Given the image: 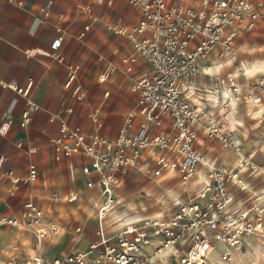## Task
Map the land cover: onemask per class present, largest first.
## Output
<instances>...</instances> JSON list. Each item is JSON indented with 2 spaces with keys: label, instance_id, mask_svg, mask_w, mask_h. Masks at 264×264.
Masks as SVG:
<instances>
[{
  "label": "built area",
  "instance_id": "2783aa9c",
  "mask_svg": "<svg viewBox=\"0 0 264 264\" xmlns=\"http://www.w3.org/2000/svg\"><path fill=\"white\" fill-rule=\"evenodd\" d=\"M116 1L93 0V3L112 8ZM121 1L129 6L135 21L128 22L115 15L108 20L107 27L123 37L133 50L131 55L121 58L123 70L131 71L138 58L150 67V72L141 75L131 87L137 94L136 107L123 116L118 133L112 138L100 132L102 122L96 111L88 115L95 125V130L89 134L57 115H48L49 122H58V132L49 140L53 159L61 161L74 155L87 159L80 167L86 177L85 187L97 191L101 201L93 230L95 239L85 250L45 258L46 239L63 226L48 220L45 209L27 200L18 214H1L0 226L29 231L35 252L24 258L12 255L1 264H203L217 246L221 247V260L229 262L234 249L245 237L264 240V185L253 188L247 181L258 171V164L253 161L252 153L243 152L240 142H233L231 129L224 128L205 107L190 101L182 89L188 79L199 74L200 59L216 50L219 57L236 54L235 40L264 21V2ZM17 4L22 2L17 1ZM50 4L40 11L47 15ZM77 8L92 15L91 4L81 2ZM101 18L93 16L91 22ZM88 28L89 25H85L79 37ZM61 41V36L53 39L50 51L59 62H65L60 52ZM97 59L101 61L102 57ZM117 70L116 65L108 63L98 81L107 82ZM78 71L79 65L68 63L63 86L71 89L72 98L82 99L89 87L79 81ZM227 81L232 83L229 77ZM0 84L26 96L31 81L26 87L2 80ZM256 84H264V77ZM37 108L28 102L21 112V126L27 124L30 112ZM206 139H214L221 148L231 149L237 156L236 165L220 167L215 157L202 152L200 147ZM133 169L147 179L176 175L184 184L194 181L196 188L187 190L184 200L170 197L173 208L164 215L125 222L109 230L110 214L106 208L117 204L115 188L121 185L122 176ZM5 174L16 189L20 184L36 181L39 172L31 163L23 177L11 171ZM233 187L243 191L246 197L235 196ZM50 198L57 199L56 193H51ZM64 200L73 204L80 196L72 193ZM67 226L76 234L83 232V226L75 222ZM169 249L172 250L170 255L160 259Z\"/></svg>",
  "mask_w": 264,
  "mask_h": 264
},
{
  "label": "crops",
  "instance_id": "0c3cea01",
  "mask_svg": "<svg viewBox=\"0 0 264 264\" xmlns=\"http://www.w3.org/2000/svg\"><path fill=\"white\" fill-rule=\"evenodd\" d=\"M17 1H21L22 4H17ZM81 2L91 4V16L78 10L77 4ZM49 3H51L49 11L45 15L40 9ZM115 15L122 16L128 22H134L136 18L131 14L129 6L121 0H117L112 8L99 6L93 3V0H0V80L14 83L19 87H26L31 81L26 96L0 84V215L18 214L27 200H33L45 209L48 220L63 226L61 229L67 233V237L61 234L52 237L58 234V231L46 239L44 256L47 259L72 250H85L95 239L93 230L96 224L95 215L88 210L84 212L81 208L83 196L89 195L86 191H93L85 187L86 177L80 171L81 165L87 159L77 155L63 158L61 161L53 159L49 140L57 134L58 122H49L48 115H57L71 126H77L89 134L95 130V125L88 115L96 111L102 122L100 132L112 138L118 133L123 116L136 107L137 94L131 90L133 83L141 75L150 72L148 63L142 58L137 59L131 71L124 72L121 58L131 55L133 50L123 37L113 34L108 29L107 22ZM93 16L102 18L91 22ZM263 24L264 21L255 30L243 33L233 45L235 52L251 46L252 60H239L234 66L231 65V61L218 63L217 50L214 51L199 60V74L184 83L182 89L185 96L200 107L208 110L211 107L210 109L215 111L223 102L219 91L209 89L208 80L216 78L219 73H230L233 75L229 76L232 80L241 73L249 74L250 77L260 72L264 73V68L261 67L251 73L245 72L241 67V63L252 64L255 67L259 64L264 65ZM85 25H89V28L82 37H79ZM58 36L62 37L60 52L65 62H59L50 51L51 42ZM98 56L102 57L101 61L97 59ZM68 63L79 65L78 79L84 87H89L88 93H83L82 99L72 98L71 89L63 86L67 79ZM108 63L116 65L118 70L107 82L100 83L98 76ZM221 65L224 67L220 68L217 74H207L209 70L219 68ZM231 92L234 95L232 90ZM256 92L264 105V90L257 89ZM81 94L82 92L79 93ZM237 100L239 97L234 99L233 103L226 101L227 105L233 108L230 115H227L228 127L235 131L234 138L241 144L250 137L246 145H258L260 138L252 135L256 134L261 119L264 120V107L260 109L257 115L259 117L255 119L250 115L253 105L242 101L238 104ZM29 101L38 108L30 112L27 124L21 126V112L27 108ZM237 105L239 108L235 110ZM218 111L222 114L224 108L218 107ZM215 141L211 142L212 147L216 145ZM223 151L228 153L226 157L219 154L215 158L220 167L227 168L237 156L231 149ZM206 155L208 156L209 152ZM210 157L212 158V155ZM31 163L38 169L37 180L20 184L18 188L13 189L11 178L5 173L11 171L13 175L23 177ZM135 172L136 169H133L122 176L121 185L129 186L130 173ZM166 178L169 176L165 175ZM253 180L257 179L253 177ZM260 182L262 179L257 180L256 187L262 186ZM195 188L194 181L188 186L180 181L176 188L171 190L176 197L184 200L188 195L187 190ZM232 190L235 196L246 197L243 191L235 188ZM51 193H56L57 199H51ZM72 193H77L80 200L73 204L67 203L64 197ZM119 193L118 191L116 195L119 200L129 201V192L122 196ZM59 201L70 205L64 211L66 215L64 219L59 218L57 211L60 207L57 205ZM51 214L56 215V218H52ZM71 221L82 225L83 232L74 233L73 229L67 226ZM115 227L116 225H108L109 230ZM50 246L57 251L51 256L48 255ZM34 252L29 231L20 227L0 226V264L12 255L24 258L33 255Z\"/></svg>",
  "mask_w": 264,
  "mask_h": 264
},
{
  "label": "rangeland",
  "instance_id": "374dc122",
  "mask_svg": "<svg viewBox=\"0 0 264 264\" xmlns=\"http://www.w3.org/2000/svg\"><path fill=\"white\" fill-rule=\"evenodd\" d=\"M264 28V24L263 27ZM249 48V50H248ZM255 53L257 52V49L254 50ZM251 53V54H250ZM251 55V56H250ZM216 58H219L218 63L231 61V65L234 66L239 62V60H252V47L249 46L247 48H243L241 51H236V54L232 57L228 55H223L222 57L216 56ZM248 62V61H247ZM257 69V68H256ZM229 76H232L230 73H219L216 78H213L212 80H208L209 82V89L213 91H221L224 88H229L233 91L235 99L239 97V100H237V103L240 104L241 101L244 103H249L248 105H253V109H250L251 117H255L257 119L259 116L258 112L264 105L260 102L258 96H257V89L264 90V84L258 85L256 84V81L264 77V73L260 72L254 77H250L249 74H240V76L233 78L231 83L230 81H227V78ZM209 78V76H208ZM223 79L224 83H220V80ZM228 102H224L219 104V108L223 107L224 111L222 114H220V111H218V107L215 108V111L209 108V112L212 114V116L219 120L224 128L230 129L228 127V118L227 115H230V112L233 111V108L231 105H227ZM239 106L237 105L235 107V110H237ZM231 109V110H230ZM257 121V120H256ZM255 124V123H254ZM232 130V129H231ZM256 134H253L252 137L256 136L257 138H260L258 145H246L250 139V137H247L246 140L242 141L243 146V152L245 153H252L253 155V161H255L259 168L258 171L255 172L254 176H249L247 178V181L252 185L249 184V186L253 188L256 187V182L259 179H262V182H260L261 185H264V120L261 119L258 127H257ZM259 130V131H258ZM233 135L235 133L234 130ZM238 142L236 138H234ZM242 138L240 139V141ZM212 141L215 140H205L204 145L200 147L201 151L205 154L209 152V157L212 155V157H216L219 154L221 156L226 157L227 152L223 151V148H221L220 144L216 142V145L212 147L211 144ZM209 146V148L207 147ZM220 158V157H218ZM222 158V157H221ZM218 162V161H217ZM237 160L234 162L229 163L228 167L231 165H236ZM219 165V163H218ZM140 168V167H139ZM135 173H130V179H129V186L128 185H121L119 189L115 190L116 195L119 194L122 196L125 192H129V201L127 200H121L119 201V197L116 196L117 204L114 205L118 209V211H128L129 213H134L136 215H139L144 219L145 217H151L154 216V214H166L169 209H172V199L170 197H175L179 199L178 197L173 194L171 189L176 188V185L180 182V179L176 175H172L169 178L165 179V175L162 177H159L157 179H147L140 174L138 170ZM245 176H247V173H245ZM253 177L257 180H253ZM188 186V184H186ZM192 187V186H191ZM234 189V187L232 188ZM86 193H89L87 197L83 196V199L81 201V208L84 209V212L86 210L91 211V214L97 215L98 207L101 204L100 197L98 195V192L95 191H86ZM94 194V196L92 195ZM97 196H96V195ZM91 196V197H88ZM184 199V198H183ZM57 205H60V207L57 209L59 218L64 219L66 217L64 211L67 210V203L64 201L57 202ZM149 214V215H148ZM153 214V215H152ZM52 218H56V215L51 214ZM111 212L110 217L108 220V225L110 226H119L115 222L113 223L111 221ZM94 218V219H95ZM62 235L64 237H67V233L59 229L58 234L52 236L55 237L57 235ZM51 237V238H52ZM52 245V244H51ZM60 247V246H59ZM220 246H217L216 249L210 254L212 255V258L215 261V264H264V240L261 237H245V239L242 241V243L234 249L233 251V257L232 260L229 262H224L220 258ZM56 249L52 246L49 247L48 255L51 256L52 254L56 253ZM209 259V258H208ZM218 259V261H217ZM208 261V260H207ZM211 263V262H210Z\"/></svg>",
  "mask_w": 264,
  "mask_h": 264
},
{
  "label": "bare ground",
  "instance_id": "6f19581e",
  "mask_svg": "<svg viewBox=\"0 0 264 264\" xmlns=\"http://www.w3.org/2000/svg\"><path fill=\"white\" fill-rule=\"evenodd\" d=\"M202 59H200L201 61ZM241 67L243 68V70L246 72H252L253 70H255L256 68L258 67H261V68H264V65L262 66V64L258 65L255 67V65H252V64H242L241 63ZM216 67L213 68V70H215ZM241 71V70H240ZM208 73V72H207ZM188 87H189V84L187 85V90H188ZM219 95H220V98H222V102H226V101H229L230 103H233L234 101V95L232 94L231 92V89L229 88H224L222 89L221 91L218 92ZM229 121V120H228ZM229 125H231V123H229ZM233 142L234 143H238L236 140H234L233 138ZM120 201V200H119ZM115 205V204H114ZM114 205H110L106 208L107 212L110 214L111 212V221L114 223H116L117 225H122L123 223L125 222H129V221H134V220H141L142 217L139 216V215H136L134 213H129L128 211H118L116 207H114ZM101 206V204L99 205V207ZM98 207V208H99ZM99 213H97V216H98ZM156 215V214H154ZM152 217V216H151ZM59 231V230H58ZM57 231V232H58ZM57 232L53 233V234H56ZM213 252V251H212ZM211 252V253H212ZM211 253H209L207 256H206V259L203 260V264H215V261L214 259L212 258V255H210ZM209 258V259H208ZM208 260V261H207ZM218 261V259H217ZM211 262V263H210Z\"/></svg>",
  "mask_w": 264,
  "mask_h": 264
},
{
  "label": "snow or ice",
  "instance_id": "6c2138e0",
  "mask_svg": "<svg viewBox=\"0 0 264 264\" xmlns=\"http://www.w3.org/2000/svg\"><path fill=\"white\" fill-rule=\"evenodd\" d=\"M222 67H224L223 65H221L219 68H216L215 70H209V72L207 73V74H209V75H215V74H217L219 71H220V68H222ZM171 249H169L167 252H164L163 254H162V256L161 257H159L160 259H166L169 255H170V253H171Z\"/></svg>",
  "mask_w": 264,
  "mask_h": 264
}]
</instances>
